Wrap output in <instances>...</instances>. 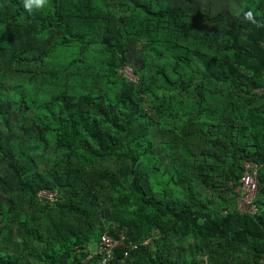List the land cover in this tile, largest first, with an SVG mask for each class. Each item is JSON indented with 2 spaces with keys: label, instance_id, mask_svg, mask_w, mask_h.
Masks as SVG:
<instances>
[{
  "label": "trees",
  "instance_id": "16d2710c",
  "mask_svg": "<svg viewBox=\"0 0 264 264\" xmlns=\"http://www.w3.org/2000/svg\"><path fill=\"white\" fill-rule=\"evenodd\" d=\"M248 11L0 0V104L18 113L0 134V264H101L120 231L138 248L110 264H264V0ZM245 163L255 213L238 210Z\"/></svg>",
  "mask_w": 264,
  "mask_h": 264
},
{
  "label": "built area",
  "instance_id": "2783aa9c",
  "mask_svg": "<svg viewBox=\"0 0 264 264\" xmlns=\"http://www.w3.org/2000/svg\"><path fill=\"white\" fill-rule=\"evenodd\" d=\"M127 76L132 81H137V76L133 73L131 67L127 66L124 69ZM245 173L241 178V184L237 188V193L239 194L237 205L238 210L242 213H255L258 211L254 200L258 191V165L255 163H245ZM46 192V191H45ZM46 193L41 192V197H46ZM55 196V194H54ZM53 199L54 197H47ZM148 243L147 241L145 244ZM120 247L127 248V250H135L138 248L137 244L132 242H127V237L125 231H120L117 236H113L109 232H105L96 248L95 253L100 254L101 264H110L114 259L116 250ZM128 251L126 252L127 255ZM92 255H89L83 264H88V261Z\"/></svg>",
  "mask_w": 264,
  "mask_h": 264
},
{
  "label": "rangeland",
  "instance_id": "374dc122",
  "mask_svg": "<svg viewBox=\"0 0 264 264\" xmlns=\"http://www.w3.org/2000/svg\"><path fill=\"white\" fill-rule=\"evenodd\" d=\"M198 3L194 2L190 5L187 3H183V7L186 9H190L193 13V18L198 20L199 16L197 13ZM241 5V0H205V8L207 12L212 16H217L222 14L224 16H232L233 22L237 23L238 21L244 20L245 17L238 16L239 9ZM203 28L205 29H213L214 24H210L209 22H204ZM134 51L133 57L140 53L141 46L136 44L135 42L132 44ZM1 110H8L9 111V122L10 124L7 125L4 122H0V134L5 137H10L11 133L15 128V120L18 118V113L13 108V106H9L7 103L0 104ZM3 181L13 184V176L11 175V170L7 169L6 164L0 159V183ZM46 193V197H54V193L44 192ZM97 247V246H96ZM96 247L93 249L96 250Z\"/></svg>",
  "mask_w": 264,
  "mask_h": 264
},
{
  "label": "clouds",
  "instance_id": "9594fccd",
  "mask_svg": "<svg viewBox=\"0 0 264 264\" xmlns=\"http://www.w3.org/2000/svg\"><path fill=\"white\" fill-rule=\"evenodd\" d=\"M23 3H24V8L26 10H28L29 12H31L33 6H41L42 7L46 3V0H23ZM244 16H245V19L252 20L254 23H257L254 20L252 11L246 12L244 14ZM258 26H259V24H258Z\"/></svg>",
  "mask_w": 264,
  "mask_h": 264
},
{
  "label": "crops",
  "instance_id": "0c3cea01",
  "mask_svg": "<svg viewBox=\"0 0 264 264\" xmlns=\"http://www.w3.org/2000/svg\"><path fill=\"white\" fill-rule=\"evenodd\" d=\"M97 248V247H96Z\"/></svg>",
  "mask_w": 264,
  "mask_h": 264
}]
</instances>
